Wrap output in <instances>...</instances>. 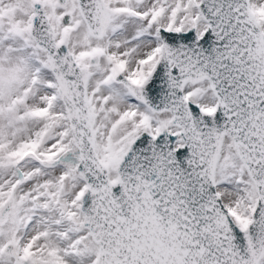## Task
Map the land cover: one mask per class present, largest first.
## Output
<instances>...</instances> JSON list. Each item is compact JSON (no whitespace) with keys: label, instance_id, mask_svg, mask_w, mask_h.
I'll return each mask as SVG.
<instances>
[{"label":"snow or ice","instance_id":"obj_1","mask_svg":"<svg viewBox=\"0 0 264 264\" xmlns=\"http://www.w3.org/2000/svg\"><path fill=\"white\" fill-rule=\"evenodd\" d=\"M0 264H264V0H0Z\"/></svg>","mask_w":264,"mask_h":264}]
</instances>
